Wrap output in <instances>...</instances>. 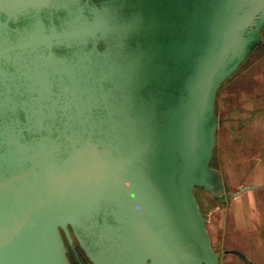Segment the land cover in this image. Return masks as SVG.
I'll use <instances>...</instances> for the list:
<instances>
[{"label":"water","instance_id":"water-1","mask_svg":"<svg viewBox=\"0 0 264 264\" xmlns=\"http://www.w3.org/2000/svg\"><path fill=\"white\" fill-rule=\"evenodd\" d=\"M264 0H0V264H220L196 188ZM247 264H254L238 252Z\"/></svg>","mask_w":264,"mask_h":264},{"label":"rangeland","instance_id":"rangeland-1","mask_svg":"<svg viewBox=\"0 0 264 264\" xmlns=\"http://www.w3.org/2000/svg\"><path fill=\"white\" fill-rule=\"evenodd\" d=\"M263 84L264 30L261 44L240 66L237 74L220 90L217 98L219 126L212 158L213 165L222 171L225 190L234 192L244 185L263 184L254 188L255 190L253 188L248 190L249 195H252L249 200H254L252 213L256 217L254 225L260 223V227L264 210V113L256 111L255 107L257 105L261 107L264 93ZM206 195L208 193L203 189L196 188V196L202 209L203 206L205 207L204 204H210ZM233 196L225 195L223 196L227 197L223 198L225 200L218 198L215 200L218 202L216 206L223 208V213L211 214L212 242L217 248L222 245H226V247L239 246L250 253L256 262L264 264V230L256 227V231L260 230L258 236L248 237L246 229L234 228L231 214V211L234 210ZM204 212L209 211L204 209ZM215 222L218 224L216 228H214ZM236 237L242 240L237 241ZM252 238L255 239V246L250 241ZM232 257L229 254L225 255L223 264H231L232 260L229 261L228 258L232 259ZM71 259L73 264H76L73 256ZM233 263L242 264L237 257Z\"/></svg>","mask_w":264,"mask_h":264},{"label":"crops","instance_id":"crops-1","mask_svg":"<svg viewBox=\"0 0 264 264\" xmlns=\"http://www.w3.org/2000/svg\"><path fill=\"white\" fill-rule=\"evenodd\" d=\"M263 89H264V87H263ZM262 97H263V100H262L261 107L259 105H257L255 108H256V111H262L264 113V93H263ZM254 111H255V109L253 110V112ZM249 189L243 190V191H241V192H239V193H237V194H235L233 196L234 210L231 211V214H232V217H233V222L232 223L234 225L233 224L232 225L234 226V228L236 227L238 229H246V231H247L246 233H247L248 237L249 236L256 237L260 233L259 232L260 230L256 231L255 228L256 227H260V223H259V225H254V223L256 221V217L252 215V213L254 211V204H253L254 200L253 199L249 200L252 197V195H249V193H248ZM253 190H255V189L253 188ZM206 196H207L206 198H208L207 200H210V204L211 203H215L214 205L213 204H211V205L210 204H208V205L204 204L205 207L203 206V210L205 209V211L206 210L209 211V212H206L207 213L206 215H207L208 228H209V231H211V225H213V224H211V220H212L211 219V217H212L211 214H213V213H216L215 215H217V213L218 214H222L223 213V210H222L223 208H220V207L216 206V204H218L217 201L215 202V200L217 198L213 197L210 194H208ZM238 197L240 199H235V198H238ZM223 198L226 199L227 197H221V198H218V199L221 200ZM225 199H223V200H225ZM210 207H211V209H209ZM263 222H264V210L262 212V225L260 227V228H262L264 230V223ZM217 225L218 224H216V222H215L214 228L218 227ZM211 233H212V231H211ZM263 239H264V232H263ZM236 240L237 241H241L242 239L239 238V237H236ZM250 241L252 242L253 246H255V239L252 238V239H250ZM225 248H237V249H240V250L244 251L253 260L254 264H259L258 262H256V260L253 258V256L250 253L246 252L244 249L240 248L239 246L226 247V245H222L221 247H218V248L216 247V249H218V250H222V249H225ZM228 254L233 256L232 259L228 258L229 261L232 260L231 264H234L233 260L234 259L236 260V257L242 264H244V262L240 259V257H238L236 254H233V253H225L222 256L221 264H223L224 256L228 255Z\"/></svg>","mask_w":264,"mask_h":264},{"label":"flooded vegetation","instance_id":"flooded-vegetation-1","mask_svg":"<svg viewBox=\"0 0 264 264\" xmlns=\"http://www.w3.org/2000/svg\"><path fill=\"white\" fill-rule=\"evenodd\" d=\"M216 248V247H215ZM218 250V249H217ZM219 252H220V258H219V261H220V264H221V260H222V256L225 254V253H233V254H236L238 257H240V259L244 262V264H247L246 262H245V260L242 258V256L238 253V252H240V253H243V254H245L249 259H251L244 251H242V250H240V249H237V248H225V249H222V250H218ZM69 255H70V258L73 256L74 257V260H75V262H76V264H78L77 263V261H76V258H75V256L73 255V253H72V251L70 250L69 251ZM71 261H72V259H71ZM251 261L253 262V260L251 259ZM88 264H89V262H87ZM254 263V262H253ZM72 264H73V262H72Z\"/></svg>","mask_w":264,"mask_h":264},{"label":"trees","instance_id":"trees-1","mask_svg":"<svg viewBox=\"0 0 264 264\" xmlns=\"http://www.w3.org/2000/svg\"><path fill=\"white\" fill-rule=\"evenodd\" d=\"M256 48H257V47H256ZM252 53H253V52H252ZM250 55H251V54H250ZM250 55H248V57H249ZM248 57H247V58H248ZM246 60H247V59H246ZM246 60H245V61H246ZM245 61H244L243 63H245ZM243 63H242V64H243ZM242 64H241V65H242ZM236 74H237V71H236L235 73H233V74H232V75H231V76H230V77H229V78L223 83L222 87H223L227 82H229V80H231ZM222 87H221V88H222ZM221 88H220V90H221ZM220 90H219V93H220ZM219 93H218V96H219ZM212 164H213V163H212Z\"/></svg>","mask_w":264,"mask_h":264}]
</instances>
